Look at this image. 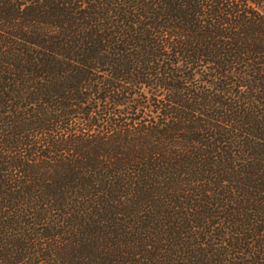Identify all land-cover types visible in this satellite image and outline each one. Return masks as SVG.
I'll return each mask as SVG.
<instances>
[{
  "label": "trees",
  "instance_id": "1",
  "mask_svg": "<svg viewBox=\"0 0 264 264\" xmlns=\"http://www.w3.org/2000/svg\"><path fill=\"white\" fill-rule=\"evenodd\" d=\"M0 264H264V0H0Z\"/></svg>",
  "mask_w": 264,
  "mask_h": 264
}]
</instances>
